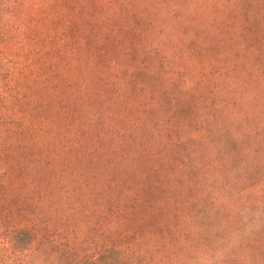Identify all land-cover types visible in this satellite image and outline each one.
I'll return each mask as SVG.
<instances>
[{"label": "rangeland", "instance_id": "obj_1", "mask_svg": "<svg viewBox=\"0 0 264 264\" xmlns=\"http://www.w3.org/2000/svg\"><path fill=\"white\" fill-rule=\"evenodd\" d=\"M0 264H264V0H0Z\"/></svg>", "mask_w": 264, "mask_h": 264}]
</instances>
